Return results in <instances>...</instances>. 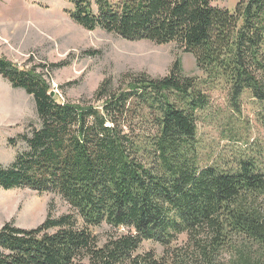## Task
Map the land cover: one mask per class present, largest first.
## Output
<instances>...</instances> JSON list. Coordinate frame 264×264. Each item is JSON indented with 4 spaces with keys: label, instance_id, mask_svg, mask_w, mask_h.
Masks as SVG:
<instances>
[{
    "label": "trees",
    "instance_id": "trees-1",
    "mask_svg": "<svg viewBox=\"0 0 264 264\" xmlns=\"http://www.w3.org/2000/svg\"><path fill=\"white\" fill-rule=\"evenodd\" d=\"M215 2L69 0L74 24L176 44L204 74L184 76L176 59L161 78L123 74L116 88L107 78L98 107L58 102L41 75L0 56V75L33 97L39 121L0 165V188L54 193L73 211L27 230L2 224L0 264H264V175L247 159L199 168L194 138L212 90L236 107L246 91L264 103V0L233 12ZM103 224L115 232L100 245L91 230ZM144 241L163 254L139 253Z\"/></svg>",
    "mask_w": 264,
    "mask_h": 264
},
{
    "label": "rangeland",
    "instance_id": "rangeland-1",
    "mask_svg": "<svg viewBox=\"0 0 264 264\" xmlns=\"http://www.w3.org/2000/svg\"><path fill=\"white\" fill-rule=\"evenodd\" d=\"M239 1L216 0L214 5L233 12ZM71 9L69 0H0V56L17 69L41 75L58 102H91L98 107L101 103L93 101V94L104 79H112L116 88L123 74L161 78L176 59L184 76L204 79L193 56L176 44L127 41L99 29L89 31L71 21L67 14ZM61 62H65L63 66H56ZM226 96L223 89L212 90L207 108L198 113L196 164L226 169L247 159L264 175V103L246 91L236 107ZM36 116L33 97L13 88L0 75V165L9 166L24 151L21 135L39 126ZM69 207L54 193L0 188V228L10 223L32 229L48 214L52 219L72 214ZM91 231L100 245L115 232L105 224ZM124 232L119 229L117 233ZM177 239L182 243L185 237ZM139 246V253L163 254L155 242L144 241ZM258 254L264 261L263 254Z\"/></svg>",
    "mask_w": 264,
    "mask_h": 264
},
{
    "label": "water",
    "instance_id": "water-1",
    "mask_svg": "<svg viewBox=\"0 0 264 264\" xmlns=\"http://www.w3.org/2000/svg\"><path fill=\"white\" fill-rule=\"evenodd\" d=\"M50 95L53 97V96H54V95H53V92H51Z\"/></svg>",
    "mask_w": 264,
    "mask_h": 264
}]
</instances>
